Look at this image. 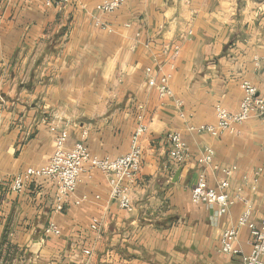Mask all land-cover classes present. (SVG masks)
<instances>
[{"label": "crops", "instance_id": "0c3cea01", "mask_svg": "<svg viewBox=\"0 0 264 264\" xmlns=\"http://www.w3.org/2000/svg\"><path fill=\"white\" fill-rule=\"evenodd\" d=\"M103 1L0 0V264H242L220 247L245 205L222 215L191 195L202 173L216 188L222 170L236 167L229 193L240 189L252 219L264 220V178L255 174L264 169V125L253 117L240 134L219 137L189 127L216 124L218 104L236 112L244 81L264 88V0H124L110 14L96 10ZM167 75L172 96L163 97ZM139 121L148 131L132 212L96 170L62 210L48 178L12 191L18 175L49 163L62 131L67 149L84 142L92 156L114 159L129 152ZM174 131L190 149L183 166L170 158ZM205 147L215 156L203 168L196 159ZM250 240L241 229L244 255Z\"/></svg>", "mask_w": 264, "mask_h": 264}, {"label": "built area", "instance_id": "2783aa9c", "mask_svg": "<svg viewBox=\"0 0 264 264\" xmlns=\"http://www.w3.org/2000/svg\"><path fill=\"white\" fill-rule=\"evenodd\" d=\"M55 6L71 3L72 0H50ZM124 0H106L96 6V10L102 14H110L119 10L123 6ZM97 26L108 29L106 24L100 21ZM258 65V63H256ZM170 76H163L158 84V92L161 96H172L170 88ZM244 96L236 112H231L223 105L218 104L215 108L217 122L214 125L193 127L189 130L198 134L208 133L213 137H219L225 133L240 134L239 128L253 117H258L264 125V88L259 90L250 81L242 84ZM182 109L183 103L176 102ZM184 116V114H181ZM148 126L139 121L132 138L130 150L126 154L117 158H98L92 156L84 142L76 143L72 148L67 149L66 143L68 132L62 131L56 140V149L49 163L38 169H28L25 173L18 175L12 184V191L21 193L25 189L29 178L39 176L51 180L57 191V210H62L68 198L75 193L81 177L85 173L100 171L105 175L110 186V197L117 200L119 207L127 212L134 210L130 189L135 184L137 175L142 166L143 152L141 148V138L147 133ZM170 143V158L179 166L187 164L190 159V149L182 134L178 131L168 135ZM215 151L211 147H205L197 157L199 166L206 168L213 164ZM237 168H226L222 172L224 177L219 180L216 188H211L207 181V176L202 173L192 189L191 200L196 205L217 206L219 213L227 214L232 206L237 202H242L245 208L239 217L236 226L226 229L221 236L220 251L225 254H232L242 257V264H264V220L257 223L252 219L253 203L250 199L241 194L240 189L235 194L229 193V176ZM256 178H264V169L256 171ZM101 222L94 219L91 229L99 231ZM247 228L250 233L251 252L248 255L236 246L240 230ZM49 232L60 235L61 230L55 223L49 226ZM90 251L86 254L90 255Z\"/></svg>", "mask_w": 264, "mask_h": 264}, {"label": "water", "instance_id": "95a60500", "mask_svg": "<svg viewBox=\"0 0 264 264\" xmlns=\"http://www.w3.org/2000/svg\"><path fill=\"white\" fill-rule=\"evenodd\" d=\"M180 172H181V170H180ZM180 172H178V174H179Z\"/></svg>", "mask_w": 264, "mask_h": 264}]
</instances>
